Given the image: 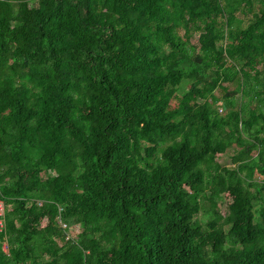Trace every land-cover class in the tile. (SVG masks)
I'll list each match as a JSON object with an SVG mask.
<instances>
[{
  "label": "trees",
  "instance_id": "trees-1",
  "mask_svg": "<svg viewBox=\"0 0 264 264\" xmlns=\"http://www.w3.org/2000/svg\"><path fill=\"white\" fill-rule=\"evenodd\" d=\"M0 264H264V0H0Z\"/></svg>",
  "mask_w": 264,
  "mask_h": 264
},
{
  "label": "rangeland",
  "instance_id": "rangeland-1",
  "mask_svg": "<svg viewBox=\"0 0 264 264\" xmlns=\"http://www.w3.org/2000/svg\"><path fill=\"white\" fill-rule=\"evenodd\" d=\"M218 110H220V112H222L223 109L221 107H218ZM237 148H238V145H233V144L229 145L226 148V150H225V152L223 154H221V155H219V156L216 157L217 158L216 161L218 163L224 164L226 166L227 165L232 166L233 163L230 161L229 157H227V156L230 155L231 153L235 152V150ZM204 203L206 204L207 202L204 201ZM216 205H217L218 209H220V210L224 206V204H220L218 202L216 203ZM76 231H77V225H69L67 227V229L65 230L67 236H72L73 234H75Z\"/></svg>",
  "mask_w": 264,
  "mask_h": 264
},
{
  "label": "built area",
  "instance_id": "built-area-1",
  "mask_svg": "<svg viewBox=\"0 0 264 264\" xmlns=\"http://www.w3.org/2000/svg\"><path fill=\"white\" fill-rule=\"evenodd\" d=\"M62 224V226H65V224L64 223H61ZM67 236V235H66Z\"/></svg>",
  "mask_w": 264,
  "mask_h": 264
}]
</instances>
